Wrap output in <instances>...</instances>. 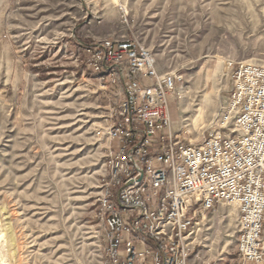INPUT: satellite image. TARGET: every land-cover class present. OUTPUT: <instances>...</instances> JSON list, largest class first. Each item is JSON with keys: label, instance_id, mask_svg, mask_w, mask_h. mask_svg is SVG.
Instances as JSON below:
<instances>
[{"label": "rangeland", "instance_id": "374dc122", "mask_svg": "<svg viewBox=\"0 0 264 264\" xmlns=\"http://www.w3.org/2000/svg\"><path fill=\"white\" fill-rule=\"evenodd\" d=\"M106 37L184 75L172 129L198 142L232 88L228 64L264 65V0H0V264H98L112 97L81 44ZM236 222L228 204L199 217L190 264H241Z\"/></svg>", "mask_w": 264, "mask_h": 264}, {"label": "built area", "instance_id": "2783aa9c", "mask_svg": "<svg viewBox=\"0 0 264 264\" xmlns=\"http://www.w3.org/2000/svg\"><path fill=\"white\" fill-rule=\"evenodd\" d=\"M81 47L112 97L98 264H190L193 227L222 204L235 207L241 264H264V65L229 63L232 88L216 122L187 142L172 129L169 103L183 74L159 70L132 38Z\"/></svg>", "mask_w": 264, "mask_h": 264}, {"label": "bare ground", "instance_id": "6f19581e", "mask_svg": "<svg viewBox=\"0 0 264 264\" xmlns=\"http://www.w3.org/2000/svg\"><path fill=\"white\" fill-rule=\"evenodd\" d=\"M192 233H193V232H191L190 236L192 235ZM190 236L188 237L189 240H190ZM192 238H193V236H192ZM194 240H195V238H193V241H194ZM190 242L193 243L192 240H191Z\"/></svg>", "mask_w": 264, "mask_h": 264}]
</instances>
